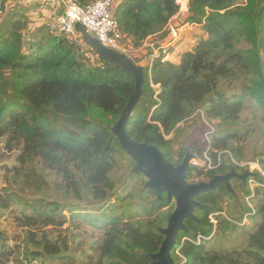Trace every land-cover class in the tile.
I'll return each instance as SVG.
<instances>
[{"label": "trees", "instance_id": "obj_1", "mask_svg": "<svg viewBox=\"0 0 264 264\" xmlns=\"http://www.w3.org/2000/svg\"><path fill=\"white\" fill-rule=\"evenodd\" d=\"M5 1L0 0V14L6 11ZM178 1L122 0L117 16L128 47L140 49L148 39L165 33L180 12ZM236 2L189 0L187 22L202 26L203 36L179 63L164 59L151 71L146 68L144 97L128 132L135 141L156 146L174 165L182 163L185 151H175L173 138L168 137L203 110L206 119L217 124L211 155L229 152L243 163L249 140L260 132L259 162L264 171V0H247L239 6ZM30 27L31 18L25 13L12 14L6 24H0V142L7 154L20 150L17 164L2 168L7 186L0 190V212L14 215L23 232L20 243L12 246L0 233V264H18L22 255L30 264L60 257L68 261L74 222L102 231L91 264H150V255L159 251L164 240L159 229L167 226L175 205L170 207L166 195L159 200L156 191L147 190L141 191L142 206L130 212L125 203L135 195L119 196L120 184L113 178L126 154L111 127L135 93V79L99 59L93 64L82 53L78 36L72 40L48 27L35 32ZM248 107L254 109L253 121L243 118ZM94 110L109 122L91 121ZM205 145L203 149L190 146L192 153L202 157ZM229 164L223 161L211 172L192 169L188 177L210 181L232 166L237 168ZM138 181L145 182L144 176H130L128 183L134 182L135 187ZM256 190L261 220L252 230L219 217L212 240L195 245L184 238L210 236L209 216L223 212L221 204L231 195L220 187L200 197L198 201L208 207L196 211L200 224L186 222L190 231L179 237L173 253L176 264L183 263L177 251L186 264H264V187ZM27 192L40 196L28 199ZM115 197L120 205L108 206ZM89 205L104 211L96 217L79 213ZM216 238L237 239L239 244L208 247Z\"/></svg>", "mask_w": 264, "mask_h": 264}, {"label": "rangeland", "instance_id": "obj_2", "mask_svg": "<svg viewBox=\"0 0 264 264\" xmlns=\"http://www.w3.org/2000/svg\"><path fill=\"white\" fill-rule=\"evenodd\" d=\"M121 1L122 0H114L115 9L118 7ZM124 1L125 0H123V2ZM188 1L189 0H187L186 4L188 3ZM5 2H6V5H5L6 11L0 14V24H3V25L4 23L6 24L8 22V18H10L12 14L25 13L31 18V27L29 28V31L31 32H35L37 28L49 27V25L55 24L56 18L59 15L58 12L60 13V11L56 10L55 8L50 9V7L34 6L33 4L30 3L29 0H6ZM246 2L247 0H237L235 6L243 5ZM188 15L189 14H186V15L181 14V11L177 14L176 17L179 16V18L177 19V21L174 20V22L172 23V26L174 27L176 32L180 30L181 24L182 25L187 24ZM189 28H192V31H190ZM193 30H197V29L196 27L193 26V24L189 23V27L185 29L182 33L184 35H182V39L180 40V43L184 42L183 39L185 37L186 38L190 37L189 34L193 33L194 32ZM77 33H78L77 38L82 40V34L79 31H77ZM169 33H170V28H167L165 33H162L160 37L153 38V41L157 45H160L164 40L168 39ZM170 37H171L170 39L172 40L175 38V35L170 34ZM198 38L199 40L201 39L200 37ZM72 40L74 39L72 38ZM191 45H189V47ZM81 46L83 48L82 53L85 55V57L91 60L93 64H97V60L99 59L97 55L95 53H92L84 43ZM185 47L186 46H184V48ZM142 56L143 55L134 53V52H131L129 54V57H132L136 59L137 61L143 59ZM141 66H143L145 70L148 67V65H143V64ZM253 111L254 109H251L250 107H248L243 115L244 120L253 121V116H254ZM90 120L96 123H100V122L108 123L109 122L103 116V114L98 110H94L91 112ZM206 120H207V123L201 118L200 120L198 118L196 119L191 118L189 119L188 122H186L183 126H181V129L179 130L180 132L178 131L177 134H174L173 136L168 137V139L173 138L172 142H173L174 150L179 151L184 146H192V147L196 146L195 147L196 149H199V148L203 149V147L206 146L205 145L206 142L203 137H204V134L207 131H209V128H210L207 124H212L215 128V132H216V125H217L215 124V122L211 120H208V119ZM59 123H61V120L59 121ZM254 125L256 126L260 125L259 120H257ZM262 141H263V136L260 132L255 133L254 136H252V138L249 140L247 144L248 153H247V158L243 160L244 164H256L261 167L259 161H260V154L262 150L261 149ZM19 154H20V150L15 151L13 154H7L5 151H3V144H1L0 142V190H2L3 188L7 186L4 180V174L2 171L3 166L4 165H7L8 167L15 166L17 164L16 159L19 156ZM222 159L225 163V166L230 165L229 163L232 162L228 154H224ZM240 164H242V162H240ZM133 167L134 166L133 164H131L130 157L125 155L123 156V159L121 160V164L119 168L113 174V178L120 184L118 188L119 196L120 195L128 196L130 192H132L135 195V197L133 196L131 200L129 201L126 200V203H125L126 207L129 206L130 212H134L138 210L140 206H142L140 195H141V191H145L143 190L144 188L143 183L145 184L146 182V179L144 177L145 182L141 184V182L138 181L135 187H133L134 182L133 183L129 182L130 184L128 183L129 177L132 176L131 172H132ZM236 167H237L236 168L237 171L240 174H244L246 172V170H243L239 168L238 166ZM137 175H140V174H137ZM257 180L260 181L261 178L259 177ZM203 181L208 182L207 179L198 177L197 175H194L190 178L188 177V182L190 184H198ZM234 185H235V189H236L239 199L234 198L232 195L227 196L225 197L221 206L223 208V212L227 215L228 218L234 221H237V222H241L245 214L250 211V207L249 205H247L246 198L251 195V189L247 184L244 186L242 182H239V181H235ZM140 186H143V187L142 189L139 190L138 187ZM125 187H128V189L125 190ZM37 194L38 193L27 192L26 196L28 197V199H32V198L36 199L37 197L40 196ZM256 195H257V190L255 189L254 198L250 201V204L253 208L254 207L256 208V200H255ZM50 196L53 197L54 194L50 193ZM152 200L153 199H149V202H151ZM171 203L172 204L170 205V207H173L175 205V201H172ZM107 205L114 206V205H120V203L115 197ZM18 208L21 209V207L19 206ZM18 208H16L17 212L19 211ZM167 210L168 209H165L166 212ZM80 211L81 212L79 213L81 214H85V215L89 214L91 216L96 217L100 215L101 213H103L104 210L101 209L100 206L97 207V206L89 205L85 207L82 206ZM65 214L67 217L71 216L70 212H66ZM145 216L146 214L143 215V217ZM220 218H224V217H220ZM220 218H218V220L221 221L222 219ZM260 220L261 218L256 215L254 217H251L245 226L243 227H240L238 225L237 226L240 228L245 227L247 228V230H252L260 222ZM70 225L73 228L75 238L71 242L70 252L67 253L69 260L63 261V259L61 260V257H60V259L53 260V261L52 259H45L43 262H39L38 264H91L90 263L91 258H94L96 256L98 245L101 242L102 231L95 228L92 224H88V223H85V225H83L81 222H74V223H70ZM71 226H68V227H71ZM242 230H245V229H242ZM0 233H2V236L6 239V242L10 246L19 244L20 243L19 239L23 237V232L16 226L14 222V215H11L10 212H0ZM66 235L67 233L65 234L62 233L61 236L66 237ZM218 238L210 242V245L208 247H211V245L213 246L220 245L221 247H224V248H232L239 244L238 243L239 241H237V239L231 242V241L223 240V239L218 240ZM83 254H84V258H83ZM18 264H30V260L26 261V259L22 255Z\"/></svg>", "mask_w": 264, "mask_h": 264}, {"label": "water", "instance_id": "obj_3", "mask_svg": "<svg viewBox=\"0 0 264 264\" xmlns=\"http://www.w3.org/2000/svg\"><path fill=\"white\" fill-rule=\"evenodd\" d=\"M76 30L82 34L83 43L90 48L100 61L120 68L135 79V93L131 97L118 122L111 127V132L117 138L124 153L134 162L131 175L141 174L146 182L143 190H153L161 200L166 195L168 202L175 201V209L167 221L165 228L159 232L164 236L159 251L150 255V264H176L173 256L181 233L189 232L187 221L200 224L196 211L207 208L198 201L206 194L217 192L223 186L234 198L239 199L232 180L236 179L245 186L249 178H258V174L245 172L239 174L234 166L226 174L214 176L208 182L190 184L188 174L192 170L191 162L196 159L190 146H184L185 157L181 164L174 165L156 146L135 141L128 132V124L135 109L144 97L146 70L138 61L126 54L105 47L87 28L77 23Z\"/></svg>", "mask_w": 264, "mask_h": 264}, {"label": "built area", "instance_id": "obj_4", "mask_svg": "<svg viewBox=\"0 0 264 264\" xmlns=\"http://www.w3.org/2000/svg\"><path fill=\"white\" fill-rule=\"evenodd\" d=\"M31 4L38 6H56L61 9L60 14L56 18V22L53 25H49L51 31L56 32L58 35L76 38L78 36L76 25L80 23L84 25L89 34L94 35L105 47L115 50L117 52L126 54L129 56L131 52H135L129 48L125 43L124 35L120 30V25L118 22L117 8L114 7V0H87L85 4H80L77 0H29ZM185 1V6L182 3ZM187 0H179L178 4L180 5V11L182 9H187L186 4ZM145 48L148 49L149 54L146 55V65L147 68L151 71L153 65L158 60L167 59L169 56V47H158L155 44L149 43L145 45ZM155 89L159 87L154 86ZM156 98V97H155ZM157 99V98H156ZM203 119L206 123V117L203 110H198L195 116L192 119L196 118ZM210 128L204 134V139L207 144V148L203 150V156L191 162L192 169H203L205 172H211L219 169L223 163V155L228 154L235 166L246 170V172L258 174V178L261 176L264 179V171L259 165L256 164H240L235 161L232 155L229 152L217 153L216 158L213 157L210 153L211 147V137L215 133V128L212 124H207ZM258 178H249L247 180V185L251 189V195L246 198L247 205L250 207V211L245 214L241 222L234 221L227 217L224 212L212 213L209 216L210 222L213 225V232L210 236L199 235L195 240H192L188 237L184 238L185 241H190L195 245H201L206 241L212 240L217 232L218 227V218L224 217L226 220L243 227L245 226L251 217L257 215L256 208L252 207L250 201L254 198L255 189L263 188L264 182L258 181ZM177 255L180 256L183 260L182 264H186L187 260L183 258L177 251Z\"/></svg>", "mask_w": 264, "mask_h": 264}, {"label": "crops", "instance_id": "obj_5", "mask_svg": "<svg viewBox=\"0 0 264 264\" xmlns=\"http://www.w3.org/2000/svg\"><path fill=\"white\" fill-rule=\"evenodd\" d=\"M34 6H38V5H34ZM49 7H50V9L55 8L56 10H59L61 12V9L59 7H56V6H49ZM187 9H188V5H187ZM58 14H60V13L58 12ZM181 14H184V15L189 14V10L182 9ZM176 16L174 17V19L170 22L169 26L167 27V28H170V33H169L168 39L164 40L160 45H157L153 41V38H150L145 42V44L142 46V48L136 49V51L134 53H138V54H141L144 56V57L142 56L143 59L138 61V63L140 65H142V64L146 65V60H145L146 55L145 54H146V52H148V49L145 48V45L149 44V43L155 44L158 47H169V49H168L169 50V56L167 57V60L171 61L173 63H179L183 53L193 50V48L195 47V44L199 40L198 37L201 38L203 36L202 26L193 24V26L196 27L197 30H193L194 32L189 34L190 37H188V38L185 37L183 39L184 42L180 43V40L182 39V35H184L182 33L185 29H187L189 27V23L187 22L186 25H182L180 23L181 24L180 30L176 32L174 27L172 26V23L174 22V20L177 21V19L179 18V16L178 17H176ZM189 29H190V31H192V28H189ZM170 34H174L175 38L171 40ZM160 35L161 34H159L158 36H154V38L160 37ZM189 45H191V46L189 47ZM184 46H186V47L184 48Z\"/></svg>", "mask_w": 264, "mask_h": 264}, {"label": "flooded vegetation", "instance_id": "obj_6", "mask_svg": "<svg viewBox=\"0 0 264 264\" xmlns=\"http://www.w3.org/2000/svg\"><path fill=\"white\" fill-rule=\"evenodd\" d=\"M231 168V167H230ZM237 170V169H236ZM230 171V170H229ZM238 172V171H237ZM239 173V172H238ZM240 174V173H239ZM235 181H239V180H236V179H234V180H232V184H233V186H234V188H235V185H234V182ZM204 182V181H203ZM239 182H241V181H239ZM221 187H223V186H221ZM220 188V187H219ZM225 188V187H224Z\"/></svg>", "mask_w": 264, "mask_h": 264}, {"label": "bare ground", "instance_id": "obj_7", "mask_svg": "<svg viewBox=\"0 0 264 264\" xmlns=\"http://www.w3.org/2000/svg\"><path fill=\"white\" fill-rule=\"evenodd\" d=\"M182 3L185 5V1H183ZM185 8H186V6H185ZM48 28H49V27H48ZM247 172H248V171H247Z\"/></svg>", "mask_w": 264, "mask_h": 264}]
</instances>
